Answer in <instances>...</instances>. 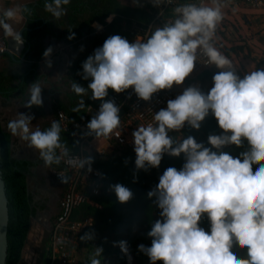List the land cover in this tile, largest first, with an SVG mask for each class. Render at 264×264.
<instances>
[{
	"label": "clouds",
	"instance_id": "9594fccd",
	"mask_svg": "<svg viewBox=\"0 0 264 264\" xmlns=\"http://www.w3.org/2000/svg\"><path fill=\"white\" fill-rule=\"evenodd\" d=\"M69 3L70 0H44V7L59 18L66 11L63 5ZM224 4L225 0H210L208 4L186 0L175 7L174 19L155 27L146 38L129 42L119 34L108 36L82 61V72L78 74L89 81L87 87L75 80L70 84L77 95L90 89L89 98L101 101L86 125V135L99 137L107 136L120 124L119 105L114 99H104L109 89L119 93L131 87L137 97L151 100L154 93L184 83L193 72L198 50L219 69L212 75V86L206 92L195 84L184 87L167 100L166 107L154 112L155 123L140 124L132 132L137 170L158 168L164 154H183L182 166L167 167L146 194L160 209V218L151 222L147 232L151 244L137 245L149 257L150 264H264V63L241 74L214 46L212 41L224 17ZM28 11L20 5L0 11L3 37L23 42L21 32L14 30L11 21ZM111 20L109 16L107 22ZM93 26L97 30L103 28L98 23ZM52 53L51 46L44 51L48 66ZM42 91L39 79L29 83L22 107L42 106ZM83 106L81 102L73 111ZM209 114L215 117L222 132L209 133L207 143L198 142L190 134L179 140L169 134L183 129L185 124L199 130ZM32 121V113L18 111L6 127L37 149L45 165L58 164L66 158V163L82 169L87 166L92 171L91 155L79 160L69 155L60 140L59 121L53 120L43 130L31 127ZM242 137L247 143L239 152L224 150L230 145L240 146ZM66 179L60 176L61 182ZM111 188L119 202L133 199L129 187L116 183ZM205 215L208 230L200 225ZM90 238L89 233L81 236V240ZM118 243L131 264L127 241ZM234 245L244 247V254L238 255ZM101 252L96 247L89 264H101Z\"/></svg>",
	"mask_w": 264,
	"mask_h": 264
},
{
	"label": "trees",
	"instance_id": "16d2710c",
	"mask_svg": "<svg viewBox=\"0 0 264 264\" xmlns=\"http://www.w3.org/2000/svg\"><path fill=\"white\" fill-rule=\"evenodd\" d=\"M186 2L180 0L177 6ZM66 11L55 18L45 10L44 0L36 6H29L27 16V28L25 36L31 43L30 50L26 55L27 64L19 73L12 74L0 68V98L8 100L12 97H22L27 94L29 83L43 76L39 71V63L44 58L45 42L47 36H55L66 44H77L80 46L81 55L78 59L69 64L68 72L63 80V87L53 86L51 114L53 120H58V111L64 112L70 121H75L84 115L89 108L99 107L101 101L90 99L89 89L82 96L74 93L70 84L73 80L87 87L88 80L82 79V61H84L94 49L101 46L104 40L113 34H119L132 42L129 34V27L138 23L143 26L150 24L156 13L157 7L153 4L134 5L131 0H70V3L63 5ZM113 15V20L108 23L106 19ZM175 12H166L163 20L167 17H175ZM94 23L104 26V31L97 32L93 27ZM62 27V32L57 33V27ZM162 26V25H160ZM154 29L151 30V32ZM150 32V34H151ZM74 33V35H72ZM71 36V38H69ZM237 49L242 47L233 46L226 51L238 53ZM254 65L264 63V58H253ZM219 71L214 65L211 68L194 78L185 79L186 87L191 85L193 80H201L202 89L206 92L212 86V75ZM114 90H108V96ZM105 97L104 99L108 98ZM83 102V107L77 111L73 109ZM31 109L40 113L39 117L45 118V110L42 106H32ZM42 112V113H41ZM52 122V121H51ZM51 122L45 123L41 130L50 126ZM60 123V122H59ZM61 127L60 140L68 148H75L74 131L65 132ZM222 132L214 116L209 114L201 123L199 130L193 129L185 124L179 131L173 130L169 134L174 139H182L186 135H193L198 142L207 143L209 133ZM245 137H242L240 146L230 145L224 150L232 154L239 152L241 147L246 145ZM86 155L93 157V164L101 172L103 188L101 195L94 197L90 202L76 209L73 213V221H83L87 218L92 224L87 226L71 246L74 262L71 264H89L91 257L96 255V247L102 249L98 257L101 264H129L127 256L121 250L119 241H127L131 264H150L149 257L137 248L138 244H151V237L147 235L151 222L159 219L160 209L155 205L153 199L147 197L157 183L159 175L169 166L180 168L183 163L181 156H170L164 154L158 168L148 170L135 168L134 148H123L121 150H109L105 154L86 152ZM254 162V166H255ZM0 164L5 181L6 195L9 200V224H8V251L6 264H22L26 241L31 229L32 218L39 208L33 202L28 185L30 170L38 165L37 161L19 159L15 156V139L2 123L0 117ZM53 168H61L59 164L50 165ZM134 175L136 179L134 180ZM121 183L129 187L133 192V199L127 203L118 201L111 185ZM200 225L208 230L209 221L206 215L202 217ZM85 233L91 235L90 239L81 240ZM50 235L44 242L42 259L40 264H49ZM238 245H234L237 248ZM238 250V249H237ZM156 264H163L159 261Z\"/></svg>",
	"mask_w": 264,
	"mask_h": 264
},
{
	"label": "built area",
	"instance_id": "2783aa9c",
	"mask_svg": "<svg viewBox=\"0 0 264 264\" xmlns=\"http://www.w3.org/2000/svg\"><path fill=\"white\" fill-rule=\"evenodd\" d=\"M180 0H162L157 7V13L153 21L147 26L134 23L129 27V34L132 37V42L137 38H146L150 35L152 29L157 26L170 22L173 17H167L163 20V15L166 12L174 11L177 3ZM230 3H243L252 8H264V0H225ZM191 2L200 3V0H191ZM205 4L210 0H203ZM8 50L6 42L0 37V53H5ZM211 65L207 57L201 52H197V62L192 74L195 76L209 70ZM194 76V77H195ZM189 79V76L186 78ZM191 79V78H190ZM195 84L202 88L201 80H193L191 85ZM186 87L184 82L182 85H173L171 89H162L153 94L151 100L145 101L133 92L132 88L126 89L122 92L113 91L107 99H114L115 103L120 107V124L117 128L108 134L107 148L108 150H121L123 148H134L132 132L140 124H147L149 122L155 123L152 119L154 112L160 108L166 107L168 99L174 98L177 94L182 92ZM97 108H89L87 112L75 121H70L68 116L58 111L57 117L65 132L74 131L75 148L69 150V155L79 160L85 156V153L92 147L94 135H86V125L93 115H95ZM59 153V150H57ZM98 154H105L106 150H97ZM66 159V158H65ZM62 159L60 163L61 168H52L51 173L53 177L60 180V176L66 177L65 190L59 202L60 212L54 220L50 233V251L49 264H71L75 258L71 252V246L76 242L78 235L87 226L92 224V220L87 218L83 221H73L72 216L76 209L90 202L94 197L101 195L103 188V179L99 169L92 163V171L73 166Z\"/></svg>",
	"mask_w": 264,
	"mask_h": 264
},
{
	"label": "crops",
	"instance_id": "0c3cea01",
	"mask_svg": "<svg viewBox=\"0 0 264 264\" xmlns=\"http://www.w3.org/2000/svg\"><path fill=\"white\" fill-rule=\"evenodd\" d=\"M40 1L41 0H0V11H2L3 9L7 7H15L17 5L26 6L28 8L29 6H36L37 4L40 3ZM131 1H132V4L137 5V6L148 3V4H153L156 7H158L162 2V0H156V3L154 4L153 0H140L139 4H137V3H134V0H131ZM111 16L113 20L114 16L113 15ZM11 23L15 31H19V32L23 31V37L26 42L17 43L14 40H11L7 37H3L2 32H0V37L6 42L7 47L13 52L16 58V61H13L8 55H4L0 57V68L9 71L12 74H15V73L21 72L23 70L24 65L27 64L26 55L28 51L30 50L31 43L27 40L25 36V32L28 30L27 16L25 15V13L18 14L15 17V19L11 21ZM94 24H97V23H94ZM95 29L97 30V28ZM56 31L57 33H61L62 27L61 26L57 27ZM102 31H104V26L101 30H97V32H102ZM44 42H45V50L49 46L53 48V53L50 58L52 66L48 69H45L43 67L42 64L43 62H45V57L39 63V67H40L39 71H40V74L43 76V79L41 81L42 87H43L42 97L43 99L47 98L49 100L51 104V107H50V110H51L52 97L54 93L56 92V91L54 92L53 86L61 84V87H63L62 86L63 80L67 75L69 64L71 61L76 60L80 57L81 50H80V46L77 45L78 43L77 44H66L64 41L58 40L55 36H50V35L47 36L44 39ZM56 58H58L59 61H56L57 60ZM26 99H27V94L22 97H15V98L12 97L8 100H4L3 98H0V117H1V120L2 118L4 119L2 120V123L5 127L7 125L8 120L15 118L16 113L19 110L22 112H30L33 114V116L37 115L39 117L40 113L34 111L31 108L28 109V108L22 107V104L24 100ZM43 107H44V110L47 109V107L44 106V103H43ZM49 114L47 111H45L46 116H48ZM45 123L47 122L45 121L42 124V126ZM42 126L39 128L41 129ZM31 127L36 128L37 125H35L34 122H31ZM8 131L11 132L10 130ZM99 137H101L102 139H105L104 143L101 145L96 143L97 141L99 143L100 141ZM99 137L97 136L94 137L92 141V147L88 149V152L97 153V150L103 149V148L106 150V152L109 151L107 148V144H108L107 137L106 136H99ZM17 138H18L20 145H22V147H25L26 142L23 141L19 135L17 136ZM19 159L28 160L29 158H19ZM34 160L37 161L39 164L30 171L28 175V185L30 188V192L34 194L36 200L39 202L40 205H39L37 214L32 220L31 229L33 226L36 227L39 224H41V227L43 229V224H46L49 218H52L50 224H53L55 218L60 212L59 202L65 190V183L58 181L53 177L51 173V170L53 167L49 165H45L39 156H37V158ZM38 168L41 169L40 171L42 172H39ZM38 180L41 181V183H45L47 185L45 187H41L40 184L38 183ZM35 186H39V189L34 190L36 188ZM36 194L38 196H36ZM29 240L30 239L28 237L27 243L29 242ZM75 243L76 242H74L73 244ZM27 246L28 244H26V247ZM71 252L73 254L72 250ZM33 257L34 256H31L30 258L33 259ZM41 259H42V253H41Z\"/></svg>",
	"mask_w": 264,
	"mask_h": 264
},
{
	"label": "rangeland",
	"instance_id": "374dc122",
	"mask_svg": "<svg viewBox=\"0 0 264 264\" xmlns=\"http://www.w3.org/2000/svg\"><path fill=\"white\" fill-rule=\"evenodd\" d=\"M222 11L224 17L216 27L212 42L214 46L231 60L234 70L243 74V72L255 67L253 58H264V8L255 9L243 3H230L227 1ZM233 46H241L242 49H237L238 53L230 52V55H227L226 51ZM194 76V74L190 73L189 78H194ZM43 103L44 106L47 107L45 111L49 114L51 111L49 100L45 98L43 99ZM2 120L4 119L2 118ZM52 120L53 116L50 112L45 118H40L37 115L33 116L32 122H34L37 127H41L45 121L51 122ZM17 136L18 135L13 134L15 138V156L19 158L36 159L37 156H39L38 150L29 147L27 143L25 147H22ZM99 138V143L98 141L96 143L101 145L104 143L105 139ZM38 170L42 172L40 171L41 169L38 168ZM38 183L41 187L47 185L41 183L39 180ZM35 187L34 190L39 189V186ZM36 196L38 195L36 194ZM50 232L51 226L48 230H44L41 224L36 227L33 226L32 229H30L28 236L30 240L26 243L28 246L25 247L22 264H40L44 242L48 235H50ZM237 249L238 255L244 254V247L238 245ZM31 256H34L33 259L30 258ZM158 262L159 261H157V263Z\"/></svg>",
	"mask_w": 264,
	"mask_h": 264
},
{
	"label": "water",
	"instance_id": "95a60500",
	"mask_svg": "<svg viewBox=\"0 0 264 264\" xmlns=\"http://www.w3.org/2000/svg\"><path fill=\"white\" fill-rule=\"evenodd\" d=\"M23 42H26L23 37V31H21ZM8 55L13 61H16V58L13 52L8 48L5 53H0V57ZM56 61H59L56 58ZM43 67L48 69L52 66H48L47 62H43ZM8 198L6 195L5 181L3 179V173L0 164V264H6L7 260V251H8V224H9V209H8ZM28 240V239H27ZM27 243V241H26Z\"/></svg>",
	"mask_w": 264,
	"mask_h": 264
},
{
	"label": "flooded vegetation",
	"instance_id": "af4514ba",
	"mask_svg": "<svg viewBox=\"0 0 264 264\" xmlns=\"http://www.w3.org/2000/svg\"><path fill=\"white\" fill-rule=\"evenodd\" d=\"M28 160H32V161H35L34 159H28ZM39 164V163H38ZM50 166V165H49ZM31 171V170H30ZM31 193V192H30ZM32 194V196H33V202L36 204V205H40L39 204V202L36 200V198H35V196H34V194L33 193H31ZM39 209V208H38ZM38 209H37V212H38ZM37 214V213H36ZM35 217V216H34ZM34 217L32 218V220L34 219ZM51 219L52 218H49L48 219V221L46 222V224H43V227H44V230H48L49 229V227L51 226V228H52V225L53 224H50L51 223ZM51 233V232H50ZM49 236V235H48Z\"/></svg>",
	"mask_w": 264,
	"mask_h": 264
}]
</instances>
